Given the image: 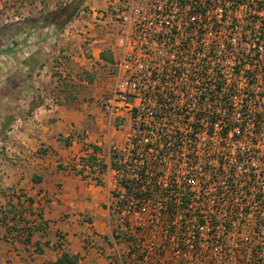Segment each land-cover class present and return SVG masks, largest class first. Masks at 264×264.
Masks as SVG:
<instances>
[{"label":"built area","instance_id":"obj_1","mask_svg":"<svg viewBox=\"0 0 264 264\" xmlns=\"http://www.w3.org/2000/svg\"><path fill=\"white\" fill-rule=\"evenodd\" d=\"M107 4L74 18L114 55L96 100L109 133L66 166L109 188L108 258L264 264V0Z\"/></svg>","mask_w":264,"mask_h":264},{"label":"crops","instance_id":"obj_2","mask_svg":"<svg viewBox=\"0 0 264 264\" xmlns=\"http://www.w3.org/2000/svg\"><path fill=\"white\" fill-rule=\"evenodd\" d=\"M71 1L0 0V264H55L64 251L77 264H116L108 186L66 166L86 135L97 141L104 131V84L92 92L83 75L104 62L103 40L84 42L83 15L61 29L45 19ZM95 7L107 0L81 5Z\"/></svg>","mask_w":264,"mask_h":264},{"label":"trees","instance_id":"obj_3","mask_svg":"<svg viewBox=\"0 0 264 264\" xmlns=\"http://www.w3.org/2000/svg\"><path fill=\"white\" fill-rule=\"evenodd\" d=\"M83 2L84 0H72L63 7L49 12L45 17L46 22L55 24L57 25V28L61 29L74 18L76 13L80 10ZM55 264H77V257L64 251Z\"/></svg>","mask_w":264,"mask_h":264},{"label":"rangeland","instance_id":"obj_4","mask_svg":"<svg viewBox=\"0 0 264 264\" xmlns=\"http://www.w3.org/2000/svg\"><path fill=\"white\" fill-rule=\"evenodd\" d=\"M67 1V0H62V2ZM47 14V13H46ZM92 23V21H90ZM90 27H94L92 24L90 25ZM94 30V29H93ZM96 31V30H94ZM51 42V41H50ZM51 46V44L49 45ZM103 59L105 62H111L113 61L114 55L112 52L108 51V50H104L103 51ZM92 55V54H91ZM61 63L59 62L57 64V66H59ZM84 77L87 79V81L90 83V85H88V87H91L92 92L96 91L97 89H99L100 86H102L101 84H104L103 88L105 90V88L110 85L111 81L107 78V73L105 71V64L104 63H100L97 66V69H85L84 73H83ZM101 79V80H100ZM87 88V87H86ZM92 96V95H91ZM99 96V95H98ZM90 98H94V97H90ZM104 116V115H103ZM104 122H106L105 116H104ZM108 134L109 132H107V129L104 128L103 133ZM99 136H101V134L99 133ZM99 139V138H98ZM26 195V193H24ZM17 224L22 223L23 221H21L20 219H18Z\"/></svg>","mask_w":264,"mask_h":264}]
</instances>
